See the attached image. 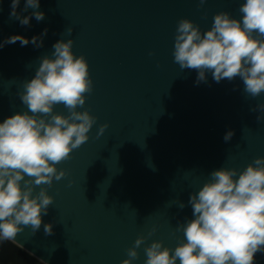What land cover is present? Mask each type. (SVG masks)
<instances>
[{"label":"water","instance_id":"water-1","mask_svg":"<svg viewBox=\"0 0 264 264\" xmlns=\"http://www.w3.org/2000/svg\"><path fill=\"white\" fill-rule=\"evenodd\" d=\"M242 3L40 0L36 11L45 18L37 21L20 0L17 12L31 16L22 26L9 18L11 0H0V42L13 35L30 41L0 48V123L27 111L19 95L24 83L52 56L53 45L68 39L74 55L86 59L93 85L77 110L96 117L88 141L57 165L66 176L50 187L33 186V195L44 187L54 202L35 234L22 226L14 241L0 242V264H121L140 236L146 239L132 264H145L153 241L172 250L184 242L179 226L193 218L189 197L214 170L242 171L264 157V111L257 109L264 93L250 96L239 77L216 82L206 73L197 83L198 73L181 69L173 56L179 20L190 19L203 33L217 13L241 19ZM45 29L37 47L31 38ZM54 113L69 115L63 104ZM229 130L234 135L226 142ZM47 223L52 235L44 232ZM254 264H264V254Z\"/></svg>","mask_w":264,"mask_h":264},{"label":"clouds","instance_id":"clouds-1","mask_svg":"<svg viewBox=\"0 0 264 264\" xmlns=\"http://www.w3.org/2000/svg\"><path fill=\"white\" fill-rule=\"evenodd\" d=\"M199 3L202 6L206 0ZM19 4L20 0H11L9 18L22 26L30 24L31 16L37 21L45 18L42 11H36L40 0H25L24 11L34 10L31 16H21ZM239 11L241 19L227 12L215 14L212 27L203 33L190 19L179 20L174 62L183 70H195L197 83L206 79V73L216 82L239 77L244 91L255 98L264 93V0H244ZM72 31L69 27L66 33ZM46 33L47 29L31 42L42 46L41 37ZM17 41L22 46L30 42L13 35L0 42V48ZM72 45V39L53 45L52 56L42 58L34 78L24 83L19 94L27 111L0 123V242L14 241L23 227L30 226L33 234L40 229L54 199L44 187L33 195V186L50 187L54 179L64 178L66 171L58 170L57 165L88 141L96 123L88 110H77L84 106L93 85L86 59L75 56ZM58 104H63L69 115L54 113ZM257 109L264 111V104ZM107 127L101 125L97 135ZM233 135L229 130L224 140L230 141ZM188 204L193 218L179 226L184 242L172 250L162 241H153L145 248V264H254L256 254H264V157H257L242 171L214 170L210 180L190 195ZM43 227L46 235L53 234L51 223ZM145 239L140 236L135 240L121 264H132L138 258L137 249Z\"/></svg>","mask_w":264,"mask_h":264}]
</instances>
